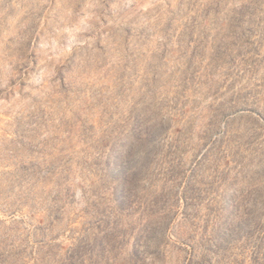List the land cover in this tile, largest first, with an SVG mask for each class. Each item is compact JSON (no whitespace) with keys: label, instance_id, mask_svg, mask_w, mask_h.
I'll return each mask as SVG.
<instances>
[{"label":"rangeland","instance_id":"rangeland-1","mask_svg":"<svg viewBox=\"0 0 264 264\" xmlns=\"http://www.w3.org/2000/svg\"><path fill=\"white\" fill-rule=\"evenodd\" d=\"M0 264H264V0H0Z\"/></svg>","mask_w":264,"mask_h":264}]
</instances>
